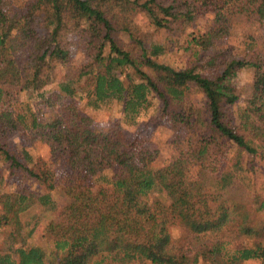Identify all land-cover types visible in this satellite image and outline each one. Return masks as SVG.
Listing matches in <instances>:
<instances>
[{"label":"trees","instance_id":"obj_1","mask_svg":"<svg viewBox=\"0 0 264 264\" xmlns=\"http://www.w3.org/2000/svg\"><path fill=\"white\" fill-rule=\"evenodd\" d=\"M206 11L213 22L186 42V65L158 61ZM139 13L162 40L137 31ZM236 30L239 47L228 42ZM59 68L71 74L48 91ZM243 69L252 81L239 106ZM20 90L58 107L48 120L27 104L4 107ZM77 95L96 108L116 101L120 112L97 129L64 100ZM142 113L185 142L218 190L253 168L264 157V0H0V181L10 185L0 188V264H264V199L255 209L219 201L185 177L182 161L152 168L155 153L125 126ZM36 139L47 160L25 144ZM54 189L65 197L58 211ZM153 190L169 203L148 198ZM35 203L57 212L44 245L27 243L37 220L22 216ZM176 224L202 238L200 247H178Z\"/></svg>","mask_w":264,"mask_h":264},{"label":"rangeland","instance_id":"obj_2","mask_svg":"<svg viewBox=\"0 0 264 264\" xmlns=\"http://www.w3.org/2000/svg\"><path fill=\"white\" fill-rule=\"evenodd\" d=\"M213 18L214 14L212 11L201 13L197 17L194 24L188 28L189 34L177 39L171 38L170 41H167L168 44L166 51L162 55H159L157 60L168 63L177 68H183L186 65L188 58V53L184 50L186 42L189 41L192 36L199 35L201 32L206 30L212 24ZM135 23L137 26V31L141 32L142 30L148 29L150 33L148 37L156 40H162L161 36L158 34V31L148 23L146 16L143 14L139 13L136 16ZM228 42L239 47L241 38L238 30H236L228 38ZM79 56V53H77L76 57ZM77 60L78 59L75 61ZM71 71L72 70L59 68L56 73L55 81L49 84L45 89H48V91L51 90L53 92H58L56 83H58V81L64 80V78H67V75H70ZM251 81L252 73L250 70L243 69L238 72L237 86L242 95L241 100L238 103L239 106L243 105L242 100L248 93ZM192 91L194 102L196 104H200L202 99L201 94L194 90ZM37 93V91L33 92L32 90H20L16 97L10 96L12 97V100L7 101L4 104V107L10 108V110L14 109L18 111L21 108H25V105L27 104L41 120H48L50 118L51 112L56 110L58 104H54L53 107L47 106L44 102H42V98L38 96ZM48 94L49 93L44 94V97H47ZM64 100L72 103L82 113L89 116L93 121L94 127L97 129L108 126L109 121L120 112V105L116 101L102 103L96 108L89 105L86 96L79 97L77 95L71 97L70 99L64 98ZM147 119L148 118H146V115L142 113L141 115H138L136 119L137 124L125 123V126L133 136H137L139 137L140 141L143 140L145 142L142 146V149H147L150 151L152 150L153 153H155V156L150 163L152 168L158 169L159 167L171 162H175L176 160L182 161L180 164L185 167L181 168H183V170L187 169V175L185 177H190L193 181H200L201 185L204 187V191L208 193H214L216 196L217 194L219 195V201L227 200L228 204H233L234 202L241 200V202L244 203L247 208L255 209L259 207L260 202L262 199H264V157L256 159L253 168H249V166L245 165L242 172L234 173L233 183L231 186L225 188L223 191L218 190L219 188L214 185V177L209 168L203 170L201 169V165H193L195 160L192 159L185 142L181 140L175 142V137L172 136L171 132L166 127H153L152 123L145 122ZM13 139L17 141L18 135H14ZM25 144H28L27 147L34 159H48L49 148L42 140L36 139L33 142L25 141ZM205 165H207V163H205ZM0 171L3 172L4 170L1 169ZM9 186L10 185L6 184L4 180L0 181V188L3 189V191H10ZM52 193L58 211L65 203V197L63 196L60 189H54L52 190ZM147 197L151 199H159L163 204L169 203V198L167 195H165V191L163 190L150 191ZM260 213L263 214V212ZM31 216L38 217L37 219L45 221V225L51 219L56 218L57 212L44 208L41 205L35 203L28 209L26 215L23 214L22 219L28 220ZM258 216L260 217V214H258ZM36 230L37 231L34 233V235L28 239L27 243L32 245H44V227L43 229ZM170 233L172 235V241L187 253H191L203 243L202 238H196L192 234L188 233L187 230L179 224L172 226L170 228ZM2 236L3 235L0 234V251H4ZM244 263L260 264V261L258 259H253L245 261Z\"/></svg>","mask_w":264,"mask_h":264},{"label":"crops","instance_id":"obj_3","mask_svg":"<svg viewBox=\"0 0 264 264\" xmlns=\"http://www.w3.org/2000/svg\"><path fill=\"white\" fill-rule=\"evenodd\" d=\"M32 217V216H31ZM38 217H35L34 216V219L35 220H37V223H36V228H35V230H34V232L31 234V236L32 235H34V233L37 231L36 229H43V227H44V223H45V221H43V220H40V219H37ZM41 245V244H40Z\"/></svg>","mask_w":264,"mask_h":264}]
</instances>
